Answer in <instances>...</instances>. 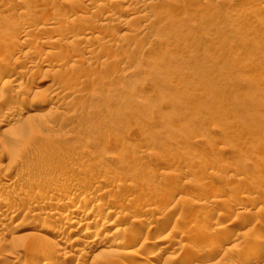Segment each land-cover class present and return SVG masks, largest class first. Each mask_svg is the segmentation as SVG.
Wrapping results in <instances>:
<instances>
[{
    "label": "rangeland",
    "instance_id": "obj_1",
    "mask_svg": "<svg viewBox=\"0 0 264 264\" xmlns=\"http://www.w3.org/2000/svg\"><path fill=\"white\" fill-rule=\"evenodd\" d=\"M77 187L123 212L101 260ZM0 203V264H256L264 0H0Z\"/></svg>",
    "mask_w": 264,
    "mask_h": 264
},
{
    "label": "bare ground",
    "instance_id": "obj_2",
    "mask_svg": "<svg viewBox=\"0 0 264 264\" xmlns=\"http://www.w3.org/2000/svg\"><path fill=\"white\" fill-rule=\"evenodd\" d=\"M31 32V30L29 29L28 31H24L23 32V34L25 35V36H27L28 37V34ZM24 35H22V36H24ZM50 44V43H49ZM25 70H29L30 68H28V67H25L24 68ZM31 71V70H30ZM14 73V72H13ZM12 72H10V71H7V74L9 75L10 74V76H15V75H18V73L17 72H15L14 74H13ZM12 74V75H11ZM43 104V103H42ZM67 191V190H66ZM90 192V190L89 189H87V187H83V188H78L77 187V189H73L72 191H70V193H69V195L67 196V199L70 201V203H72V204H75V203H77V204H79L80 202H83L82 200L83 199H85V196H86V194L87 193H89ZM192 201V200H191ZM219 201V200H218ZM218 201H216V202H218ZM192 203V202H191ZM219 203V202H218ZM217 203V204H218ZM221 203V202H220ZM1 204V203H0ZM50 205H52V202L51 203H49ZM82 204H85L86 205V207L88 206V207H90L89 209H90V212L88 211V212H85V210L84 209H80L79 208V210H78V212H77V215L76 216H74L73 218H76V219H78V218H81V217H84V216H86V215H90L91 213H93V211H95V209H96V212H95V214L93 215V216H95V218H94V220L93 221H86L85 222V226L87 225V227L85 228V229H87L83 234H84V236H79L78 238H76L75 237V239H73V241H72V243L73 242H76L77 244V250H76V252H79V250H82L83 248L84 249H88L89 251L90 250H95L96 251V254H94L95 256H94V258H100V256L102 255V254H104V253H106V251L104 250V249H108V247L109 246H112V245H117V244H120V242L121 241H118L117 242V240H118V238L121 236V233L120 232H122V230H119L118 228H115L116 227V223H118V222H116L117 220H118V216L120 217V214H123V212L121 213V211H115L114 209H113V204L112 203H109V202H107V203H104V204H102V205H99V204H97L93 199L91 200V199H87V200H85ZM132 205V204H131ZM193 205V204H192ZM195 205V204H194ZM199 205V204H198ZM130 206V205H129ZM138 206V205H137ZM219 206V205H218ZM138 208H139V206H138ZM141 210H143V209H141ZM147 210V211H146ZM149 209L147 208V209H145V211L146 212H149L148 211ZM151 212V211H150ZM3 213V214H2ZM2 213H0L1 215V217H2V221H4V220H6V219H9V220H11V219H13V215H11V216H9V212H8V210L7 209H4V212H2ZM126 213V212H125ZM145 213V212H144ZM222 213V212H221ZM61 214V213H60ZM223 214V213H222ZM56 215H59V212L58 213H56ZM127 215V214H126ZM188 215V214H187ZM33 216V215H32ZM60 216V215H59ZM122 216V215H121ZM220 216V214L218 215L217 214V212H215V211H209V212H207V214H206V221L208 220V221H213L215 218H217V217H219ZM55 217V216H54ZM188 217H190V216H187L186 218H188ZM169 218H171V217H167L166 219H164V221L163 222H166ZM93 219V218H92ZM101 219H102V221H101ZM117 219V220H116ZM82 220V219H81ZM85 220H87V219H85ZM189 220H190V218H189ZM8 221V220H7ZM68 220L67 219H64V221H63V223L64 222H67ZM193 221V220H192ZM205 221V223H208V222H206ZM101 222V223H100ZM216 222V221H215ZM68 223V222H67ZM167 223V222H166ZM94 224V225H93ZM98 224H100L101 226H103V228L104 227H110V233H109V235L107 236V237H102V238H100V236L98 237L97 236V234H95L94 232H95V230L97 229V225ZM156 224V223H155ZM159 224V223H158ZM163 225L165 224V223H162ZM227 224H229V223H227ZM226 224V225H227ZM151 224H149V225H147V226H149V228L151 227L150 226ZM153 225V224H152ZM211 225V224H210ZM231 225V224H230ZM147 226H145V224H144V226H139V228L137 229V231H134V233H133V235H132V237H131V239L128 241V242H130V245L131 244H133V243H136V242H138V239L139 240H141L140 239V237L141 236H143V234L145 233V231L146 230H148V229H146L147 228ZM154 226V225H153ZM160 226V225H159ZM209 226V225H208ZM155 227V226H154ZM157 227V228H156ZM155 227V229L158 231V233L160 232V230H162L163 229V227H162V229H160L161 228V226L160 227H158V226H156ZM136 228V227H135ZM152 228V227H151ZM150 228V229H151ZM49 229H51L50 228V224L48 225V224H44L43 223V226L42 227H40L38 230H40L41 232H43V233H46V232H48L49 231ZM62 229V228H61ZM149 229V230H150ZM153 230V229H152ZM156 230H154L155 232H157ZM56 231V230H55ZM132 231V230H131ZM163 231V230H162ZM161 231V232H162ZM53 232H54V230H53ZM57 232H59L58 230H57ZM75 232V231H74ZM78 232V231H77ZM149 232V231H148ZM75 234H77V233H75ZM82 234V233H81ZM38 235V234H37ZM233 235V234H232ZM60 236H62V235H60ZM230 237L231 236H227V239H225L226 240V242H227V240H229L230 239ZM166 238H167V240H170V241H172L173 240V235L169 232V234H167V236H166ZM234 238V237H233ZM121 239V238H120ZM202 239V238H201ZM200 239V240H201ZM49 240V239H48ZM199 240V241H200ZM224 240V241H225ZM66 241V240H65ZM123 241V240H122ZM203 241V240H202ZM205 241V240H204ZM219 241V240H218ZM229 241H231V240H229ZM66 243V242H65ZM193 243V242H192ZM195 243V242H194ZM202 242H200L199 243V246H201L202 244H204V243H202ZM208 243V242H207ZM253 243H256V242H253ZM261 243V242H260ZM264 243V242H263ZM66 244H69V243H66ZM123 244V243H122ZM128 244V243H127ZM206 244V243H205ZM209 244V243H208ZM74 245V244H73ZM129 245V246H130ZM216 245V244H215ZM220 245V244H219ZM264 245V244H263ZM119 246V245H118ZM122 246V245H121ZM196 246H198V245H196ZM204 246V245H203ZM258 246H259V244H258ZM260 246H262V245H260ZM74 247V246H73ZM114 247V246H113ZM125 247V246H124ZM123 247V248H124ZM158 249H157V248ZM156 249H157V251L155 252V254L157 253L158 255H160V254H164V253H166V252H168V249H169V246H165V245H156ZM206 247V246H205ZM205 247L203 248V250L205 249ZM220 247V246H219ZM263 247V246H262ZM262 247H260V248H262ZM127 248V247H126ZM193 248H195V247H193L192 246V250H193ZM207 248V247H206ZM218 248V247H217ZM76 248H74V250H75ZM83 249V250H84ZM120 249V248H119ZM196 249V248H195ZM202 248H199V250H201ZM219 249V248H218ZM114 250V249H113ZM154 250V249H153ZM198 250V249H197ZM198 250V251H199ZM220 250V249H219ZM105 251V252H104ZM108 251H110V252H112V250H110V248H109V250ZM196 251V250H195ZM194 251V252H195ZM198 251L197 252H195L194 254H197L198 253ZM214 251V250H213ZM45 252V251H44ZM44 252H43V254H44ZM53 252H55V251H53ZM116 252L118 253V254H124V253H128V252H126L125 250L124 251H118V250H116ZM203 252V251H202ZM215 252H216V250H215ZM219 252V251H218ZM41 253V252H40ZM56 253V252H55ZM89 253V252H88ZM191 253V252H190ZM109 254V253H108ZM254 254V253H253ZM45 255H46V257L48 256L47 255V251L45 252ZM135 255V254H134ZM134 255H133V257H134ZM40 256V255H39ZM43 256V255H42ZM68 256V255H67ZM70 256V255H69ZM192 256H193V253H192ZM257 256V255H256ZM45 257V258H46ZM50 257V256H49ZM105 256H103V258H104ZM262 257H264V247L262 248V249H260V252L258 253V256H257V260L255 261V263L256 264H258V262H260L261 261V258ZM43 258V257H42ZM93 258V259H94ZM102 258V259H103ZM38 259V258H37ZM253 259H254V257H253ZM255 259H256V257H255ZM49 260V259H48ZM100 260H101V258H100ZM109 261H112V259L111 260H109ZM57 262V261H56ZM62 262H57V263H54V264H61ZM115 263H117V262H115ZM149 262H147V260L146 259H144V260H139V261H133V264H148ZM250 263V262H249ZM53 264V263H52ZM151 264H157L155 261L154 262H151ZM248 264V263H247Z\"/></svg>",
    "mask_w": 264,
    "mask_h": 264
}]
</instances>
